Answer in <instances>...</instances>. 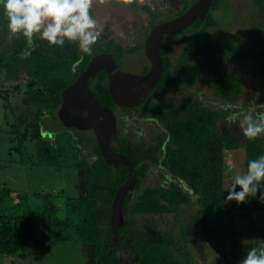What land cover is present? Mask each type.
<instances>
[{
    "label": "trees",
    "instance_id": "16d2710c",
    "mask_svg": "<svg viewBox=\"0 0 264 264\" xmlns=\"http://www.w3.org/2000/svg\"><path fill=\"white\" fill-rule=\"evenodd\" d=\"M195 1H184L178 12L158 23L182 15ZM249 1L264 21V0ZM222 5L223 0H212L203 21L197 20L183 32L163 37L159 50L162 74L140 106L133 109L117 107L109 94L107 75L103 71L88 81L92 94L114 113L116 120V110L120 109L125 113L134 112L143 120H151L159 128L153 142L129 140L121 137L117 129L113 147L115 152L130 158L135 168L134 195L124 197V224L119 228L120 235L128 238L137 253L138 258L132 264H190L188 246L191 234L200 238L212 237L221 227L227 226L235 230L240 240L244 233L236 229L235 217L245 214L252 220L254 215L264 216V203L259 202L260 191L247 203L225 202L228 194L225 189V152L243 149L245 172L248 161L264 155V136L254 140L245 137L240 142L225 139L216 125L220 112L189 97L179 108L166 102L149 103L155 92H165L177 86L192 89L200 80L194 49L185 46L177 51L170 45L185 34L196 45H204L219 55L227 53L237 59L250 60L264 72V30L253 54L240 51L235 36L219 39L211 34L217 26L214 13ZM0 7V72H4V82L7 83L6 87L0 88V100L7 110L12 106L8 96L15 93L21 109L17 116L14 115L13 125L7 126L8 130L14 126L7 138L14 145L10 147V155L13 158L14 153L19 155V165L49 169L60 177L64 171L75 172L84 184L82 193L76 197L62 191L15 192L0 188V255H17L30 242L32 228L38 226L44 242L87 247L85 253L89 257L86 264H120L112 241L110 215L113 198L127 179L126 166L107 165L96 139L91 154H83L84 143L76 140L75 130L62 127L57 132L48 133L51 137H43L45 132L41 131V123L46 117L58 120L56 113L62 102V91L76 81L91 58L108 53L120 68L126 56L143 50L144 42L125 49L106 33L93 46L89 56L82 53L77 44L66 43L63 47L50 48L46 41H40L31 56L22 59L26 42L22 37L9 41L8 21L3 7ZM140 10L150 19L147 36L158 23L148 6ZM98 44L103 48H98ZM148 69L149 64H146L140 74H145ZM207 87L221 102L233 104L241 97L243 85L225 69L211 66ZM27 142L31 145L27 146ZM153 168L167 171L177 182H171L167 187L142 188ZM193 206L196 208L193 216L180 220L182 224L177 236L170 231L158 239H150L144 226L136 221L138 217H179L181 212ZM259 229L263 237L264 227ZM119 243L122 249L128 250L124 239ZM246 251L237 248L233 254L242 259ZM221 261H224L223 255L209 264Z\"/></svg>",
    "mask_w": 264,
    "mask_h": 264
},
{
    "label": "rangeland",
    "instance_id": "374dc122",
    "mask_svg": "<svg viewBox=\"0 0 264 264\" xmlns=\"http://www.w3.org/2000/svg\"><path fill=\"white\" fill-rule=\"evenodd\" d=\"M184 1L152 0V6L148 7L155 15V22L158 23L159 20H165L178 12ZM141 7L143 6L123 7L113 0L110 4L93 7L92 15L103 28L101 36L107 33L123 48L131 49L144 42L149 29V16L140 10ZM214 18L217 26L211 30L212 35L219 39L235 36L240 51L247 54H253L257 51L259 37L264 30V21L249 0H223V5L214 13ZM170 45L177 51L185 46H191L194 49L195 65L200 80L192 89L177 86L165 92H155L149 103L166 102L179 108L186 97L192 98L195 102L220 112L221 117L216 125L225 139L242 141L245 138L239 128L242 115L251 113L254 118L258 115H264V72L250 60L237 59L227 53L219 55L208 50L204 45H196L188 39V34L176 39ZM97 47L103 48V45L98 44ZM120 64L122 71L140 74L142 68L149 62L141 50L126 56ZM211 66L225 69L240 79L243 87L241 97L237 102L225 104L208 90L207 79ZM4 76V72H0V88L2 89L7 84L4 82ZM8 101L12 104L11 107H16L5 110L3 102L0 100V188H8L15 192L62 191L74 197L79 196L83 191L84 184L75 172L64 171L62 172L63 176L60 177L59 174L49 169L19 165V155L14 153V158L10 155V147L14 145L7 138L9 130L13 129L14 126L9 130L7 126L13 125L14 115L17 116L21 109L16 101L15 93L9 94ZM116 116L117 129L121 137L129 140L144 139L146 142H153L154 135L159 132L155 122L143 120L134 112L125 113L117 109ZM232 116H235L236 119L229 122V118ZM61 129L62 125L59 120L53 121L48 117L42 120L41 131L45 132L42 134L43 137L47 135L51 137L48 133L57 132ZM14 136L13 134L12 137ZM74 136L77 141L84 143L81 151L89 156L95 139L93 133L75 130ZM19 139L20 136L17 135V140L19 141ZM30 145L31 143L27 142V146ZM13 159L17 162L14 163ZM242 173H244L243 149L226 151L225 189H229L235 175ZM171 182L176 183L177 180L167 171L153 168L150 169L142 188L167 187ZM195 209V206L186 209L181 212L179 217L172 215L138 217L136 221L144 226L150 239H158L159 236L168 234L170 231L177 236L182 224L180 220L191 218ZM235 218L236 229L244 233L240 240L239 235L236 236L234 233L235 230H231L227 226L221 227L219 232L212 237L200 238L193 234L189 236L190 264L216 262L219 255H223L226 264H240L242 259L235 257L233 250L237 248L246 250L251 246L264 247V236L262 237L261 232H259V228L264 227V216L254 215L251 218L254 223L245 214ZM86 249L87 247L82 245L44 242L40 238V228L35 226L31 231L30 242L23 246L15 256L0 255V264H86L89 257L85 253Z\"/></svg>",
    "mask_w": 264,
    "mask_h": 264
},
{
    "label": "water",
    "instance_id": "95a60500",
    "mask_svg": "<svg viewBox=\"0 0 264 264\" xmlns=\"http://www.w3.org/2000/svg\"><path fill=\"white\" fill-rule=\"evenodd\" d=\"M211 3L212 0H196L182 15L158 23L149 31L143 46L144 56L149 62V69L145 74L122 71L110 54L100 53L90 59L76 81L61 93L62 102L56 115L62 127L76 131H91L106 164L111 167L121 164L127 168V179L113 198L110 215L112 241L120 264H132L138 258L128 238L119 233V228L124 224L122 211L124 197L126 194L129 198L132 197L136 187L135 168L130 158L113 150L117 139L116 117L92 94L88 81L96 73L103 71L107 75L109 94L117 107L133 109L140 106L161 77L163 66L159 50L163 44V37L181 33L197 20L203 21ZM120 239L125 240L128 250L121 248Z\"/></svg>",
    "mask_w": 264,
    "mask_h": 264
},
{
    "label": "clouds",
    "instance_id": "9594fccd",
    "mask_svg": "<svg viewBox=\"0 0 264 264\" xmlns=\"http://www.w3.org/2000/svg\"><path fill=\"white\" fill-rule=\"evenodd\" d=\"M113 0H0L7 18L9 41L23 38L26 47L21 58L26 59L46 41L48 47H63L66 43L78 44L82 53L92 55L103 28L92 15L95 6ZM123 7L152 6V0H115ZM235 116L229 118L234 121ZM242 136L254 140L264 134V115L253 117L243 114L239 121ZM239 187V191H236ZM264 155L247 163L246 171L235 175L227 191L225 202L247 203L260 191L259 202L264 203ZM240 264H264V248L251 247Z\"/></svg>",
    "mask_w": 264,
    "mask_h": 264
},
{
    "label": "built area",
    "instance_id": "2783aa9c",
    "mask_svg": "<svg viewBox=\"0 0 264 264\" xmlns=\"http://www.w3.org/2000/svg\"><path fill=\"white\" fill-rule=\"evenodd\" d=\"M217 264H225V262L224 261H221V262H218Z\"/></svg>",
    "mask_w": 264,
    "mask_h": 264
},
{
    "label": "flooded vegetation",
    "instance_id": "af4514ba",
    "mask_svg": "<svg viewBox=\"0 0 264 264\" xmlns=\"http://www.w3.org/2000/svg\"><path fill=\"white\" fill-rule=\"evenodd\" d=\"M186 1V0H185ZM124 250V249H123Z\"/></svg>",
    "mask_w": 264,
    "mask_h": 264
}]
</instances>
